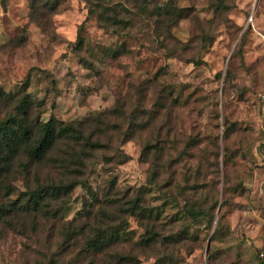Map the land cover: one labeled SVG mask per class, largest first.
Wrapping results in <instances>:
<instances>
[{"label": "rangeland", "instance_id": "374dc122", "mask_svg": "<svg viewBox=\"0 0 264 264\" xmlns=\"http://www.w3.org/2000/svg\"><path fill=\"white\" fill-rule=\"evenodd\" d=\"M173 1L177 11L187 10V15L172 29L174 38L167 36L165 47L146 30L134 29L130 35L106 31L88 16L87 0H0V89L5 96L28 94L37 108L42 107V120H85L121 102L132 103L137 88L149 86L161 67L167 101L175 103L176 142L192 148V156H187L192 165L201 163L200 170L191 173L192 182L213 169L217 141L222 173L228 157L224 145L232 156L227 167L231 182L221 176L220 203L211 226L202 219H187L198 236L188 238L186 246L178 244L181 253L167 264H211L210 239L212 264H261L264 106L259 95L264 89V44L246 23L253 12L256 26L264 28V0ZM207 39L212 42L204 46ZM9 104L13 107L14 102ZM37 108L30 110L32 116ZM112 127L104 126L111 136ZM114 137L116 141L118 134ZM122 148L129 158L123 163L97 156L92 187L108 190L116 181L121 188L112 191L124 193L149 181L151 163L161 159H145L135 134ZM13 192L14 197L19 193ZM159 195L153 188L145 196L158 202ZM88 197L89 190L77 186L65 218H75ZM219 219L222 226L217 228ZM130 221L139 234L137 222ZM24 241L22 235L0 227V264H20ZM154 263L153 256H142L141 264Z\"/></svg>", "mask_w": 264, "mask_h": 264}, {"label": "trees", "instance_id": "16d2710c", "mask_svg": "<svg viewBox=\"0 0 264 264\" xmlns=\"http://www.w3.org/2000/svg\"><path fill=\"white\" fill-rule=\"evenodd\" d=\"M87 3L88 16L95 17L106 31L130 35L134 29L146 30L165 47L167 36L174 38L172 29L187 15V10L177 11L173 0ZM246 29L254 28L248 24ZM78 41L83 43V37L78 36ZM211 42L207 39L204 46ZM160 70L149 86L137 88L132 103L121 102L85 120L63 121L54 116L42 120V107L37 108L28 94L5 96L0 89V104H4V112L0 108V227L24 237L20 264H141L145 255L153 256L154 264H167L181 253L178 244L186 246L188 238L198 236L187 219H202L211 226L220 203L221 176L225 183L231 182L227 167L232 156L224 145L228 157L222 173L217 141L213 169L199 173L192 182L191 173L199 171L201 163L192 165L187 159L192 148L176 142L175 103L167 101ZM33 108L39 111L32 116ZM110 124L115 131L112 136L104 128ZM134 134L145 159H161L151 163L149 181L124 193L112 191L118 187L116 181L108 190L92 187L97 156H105L107 162H125L129 158L122 146ZM167 159L172 160L167 163ZM181 160L182 167H178ZM172 168L174 173H168ZM77 186L87 188L89 197L78 215L67 219L70 194ZM153 188L160 192L158 202L145 196ZM16 189L19 193L14 197ZM130 219L137 222L139 234L131 229ZM220 225L221 219L217 228ZM210 240L207 250L212 264ZM263 248L258 249L261 264Z\"/></svg>", "mask_w": 264, "mask_h": 264}, {"label": "built area", "instance_id": "2783aa9c", "mask_svg": "<svg viewBox=\"0 0 264 264\" xmlns=\"http://www.w3.org/2000/svg\"><path fill=\"white\" fill-rule=\"evenodd\" d=\"M254 18H255L254 13L251 12V13L249 14V17H248V20H247L246 26H247L248 24H251L252 27L255 29ZM260 33H261V36H262V40H263V42H264V30H263V31H260ZM259 99H260L261 102L264 103V90L261 91V93H260V95H259ZM260 258H261V260H262V262H263V264H264V248L260 251Z\"/></svg>", "mask_w": 264, "mask_h": 264}, {"label": "crops", "instance_id": "0c3cea01", "mask_svg": "<svg viewBox=\"0 0 264 264\" xmlns=\"http://www.w3.org/2000/svg\"><path fill=\"white\" fill-rule=\"evenodd\" d=\"M263 30H264V28L261 29L259 26H256V21H255V31H256V33H258L257 35H258L259 40L262 41V43L264 44V42L262 40L261 33H260V31H263Z\"/></svg>", "mask_w": 264, "mask_h": 264}]
</instances>
